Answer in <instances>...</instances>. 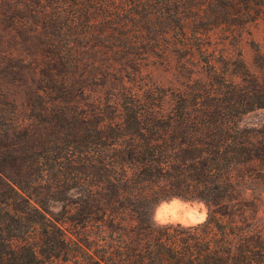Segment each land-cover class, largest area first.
Segmentation results:
<instances>
[{
    "label": "trees",
    "instance_id": "obj_1",
    "mask_svg": "<svg viewBox=\"0 0 264 264\" xmlns=\"http://www.w3.org/2000/svg\"><path fill=\"white\" fill-rule=\"evenodd\" d=\"M251 24L264 0H0V264H264V127L237 126L264 67L201 57ZM174 196L206 222L154 225Z\"/></svg>",
    "mask_w": 264,
    "mask_h": 264
},
{
    "label": "rangeland",
    "instance_id": "obj_2",
    "mask_svg": "<svg viewBox=\"0 0 264 264\" xmlns=\"http://www.w3.org/2000/svg\"><path fill=\"white\" fill-rule=\"evenodd\" d=\"M263 28L260 24H251L245 27L244 31L241 34V37L236 40H223L222 34H215L211 37H208L209 44H203L204 48H207L208 55H202L201 57L210 58V52L214 59L217 60V67L221 72H230V71H242V69L247 70L249 72L261 73L264 67V35L262 33ZM204 41V40H203ZM202 41V42H203ZM230 56V60L225 62L223 60L224 56ZM223 59V60H222ZM219 60V63H218ZM176 58L170 56L169 63L174 67ZM230 61H234L236 66L230 65ZM144 65L142 66V70L145 73L149 74L150 80L157 81H172L173 74H170L168 71H165L164 63L161 59L151 58L142 62ZM234 69V70H233ZM239 73V72H237ZM10 91L19 92L18 89L14 87L8 86ZM19 116L22 118L25 114V110L23 108H19L18 112ZM238 128L247 131H257L261 130L264 127V109L263 108H254L245 113L241 114L237 120ZM250 185H253L250 183ZM251 187V186H250ZM254 187V186H252ZM257 189L264 191V186L258 185ZM257 192L256 189L253 190L255 194ZM69 197H75L76 192L74 190H70L67 192ZM170 199V198H169ZM168 200V199H165ZM187 201H201L199 199H184ZM163 201V200H160ZM158 201L154 204L151 209L150 216H152V212L154 207L160 202ZM60 201L49 200L45 203V208L47 209L49 214H56L60 211ZM259 214L261 217L264 216V204L260 202L259 206Z\"/></svg>",
    "mask_w": 264,
    "mask_h": 264
},
{
    "label": "clouds",
    "instance_id": "obj_3",
    "mask_svg": "<svg viewBox=\"0 0 264 264\" xmlns=\"http://www.w3.org/2000/svg\"><path fill=\"white\" fill-rule=\"evenodd\" d=\"M152 222L157 227L180 225L195 228L208 219V209L203 201H187L181 197H171L160 201L152 212Z\"/></svg>",
    "mask_w": 264,
    "mask_h": 264
}]
</instances>
